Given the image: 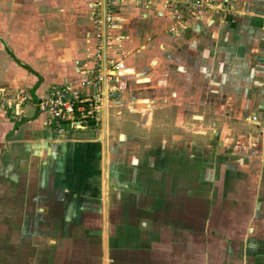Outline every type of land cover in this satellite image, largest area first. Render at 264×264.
<instances>
[{
    "label": "crops",
    "instance_id": "1",
    "mask_svg": "<svg viewBox=\"0 0 264 264\" xmlns=\"http://www.w3.org/2000/svg\"><path fill=\"white\" fill-rule=\"evenodd\" d=\"M167 1L116 0L99 28L124 65L100 124L0 111V264H264V0L175 31ZM93 5L0 0V90L76 88Z\"/></svg>",
    "mask_w": 264,
    "mask_h": 264
},
{
    "label": "built area",
    "instance_id": "2",
    "mask_svg": "<svg viewBox=\"0 0 264 264\" xmlns=\"http://www.w3.org/2000/svg\"><path fill=\"white\" fill-rule=\"evenodd\" d=\"M97 10L95 16L96 50L93 55V66L85 72V77L76 88L69 86H52L42 94L31 95L25 91L11 93L0 90V111L20 119L24 108L32 105L45 117L46 125L57 135H68L85 130L91 123L100 124L103 100L109 99L115 90L119 72L123 69V54L113 46L112 36L105 30L112 27L113 7L116 0H93ZM220 0H176L179 9L175 14L185 18L195 17L204 10L216 6ZM226 2V0L224 1ZM169 3L167 0L165 4ZM104 8L105 13L100 14ZM176 18V16H175Z\"/></svg>",
    "mask_w": 264,
    "mask_h": 264
},
{
    "label": "rangeland",
    "instance_id": "3",
    "mask_svg": "<svg viewBox=\"0 0 264 264\" xmlns=\"http://www.w3.org/2000/svg\"><path fill=\"white\" fill-rule=\"evenodd\" d=\"M154 1L157 3L159 0H154ZM224 1L225 0L217 1L218 2V3H216L217 7L208 9L206 11L204 10L200 14H197V16H195V17H189V20H192V19H195V20L200 19L201 20L202 17H204L205 13H217V12H222L223 14L232 13L233 11L229 7H227V5H228L227 1L228 0H226V2H224ZM163 4H164V2H163ZM175 16H176V18H175ZM172 18H173V22H175L176 24H171V28H173V31H175L178 21H180L181 19H183L185 17H183V15H179V14L174 13L172 15ZM253 120L255 121V117H253Z\"/></svg>",
    "mask_w": 264,
    "mask_h": 264
}]
</instances>
